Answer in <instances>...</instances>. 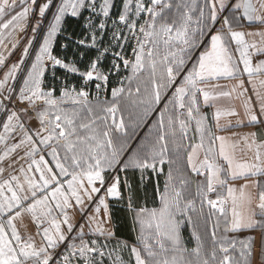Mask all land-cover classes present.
Listing matches in <instances>:
<instances>
[{
  "label": "snow or ice",
  "instance_id": "6c2138e0",
  "mask_svg": "<svg viewBox=\"0 0 264 264\" xmlns=\"http://www.w3.org/2000/svg\"><path fill=\"white\" fill-rule=\"evenodd\" d=\"M172 6L171 0H119V6L115 0H0V48L4 49L0 51V70L6 69L0 78V144L4 145L0 160L22 150L19 160L24 162L18 169L13 162L7 178L0 168V264H125V251L127 264H251L253 239H237L235 234L256 229L264 233V188L252 193L245 183L237 193L230 182L264 176V140L257 132L242 137L232 133L239 139L215 134L206 123L207 116L201 114L200 99L208 107L217 96L242 98L247 123L237 119L235 124L222 125V118L238 113L217 108L213 113L216 132L264 127V79H256L264 77V31L234 30L243 21L264 26V0H258V6L252 0H203L202 6L196 0L191 6L181 0L176 4L178 15L170 19L165 12ZM17 7L19 11H15ZM197 8L199 15L192 27L190 13ZM5 16L10 18L5 20ZM66 17L83 21L79 32L64 27ZM29 20L35 21L30 35L26 33ZM245 36H259L260 41L249 42ZM21 39H26L21 55L8 65L6 60ZM129 41H134L131 58L124 52ZM233 43L238 59L231 50ZM109 55L111 64L106 68L104 60ZM122 67L130 74L112 88L113 102L102 104L100 92ZM22 71L17 91L16 80ZM48 73L50 84L46 83ZM244 75L251 85L250 96L245 95L249 89L243 79L231 91L216 95L202 86ZM92 83L95 106L87 90ZM169 90H173L171 96H165ZM121 98L140 106L143 117L159 111L154 140L133 146L114 135L127 136L122 114L117 122ZM17 104L23 107L18 109ZM31 113L38 121L35 129L22 119H32ZM193 121L199 143L187 146V164L194 174L206 176V185H197L201 201L197 220L204 218L205 204L212 215L219 213L211 247L206 248L204 237L194 227L196 203L183 190L188 182L181 180L182 187L177 188L170 169L163 192L157 188L159 207L133 210L129 198L138 227L136 243L117 241L110 248L115 233L106 227L111 220L107 201L121 197L117 173L139 170L143 179L149 170L156 174L165 163L175 164L168 156L169 141L178 152L183 145L177 143V136L188 139ZM152 131L149 128V134ZM10 140L14 142L9 145ZM241 141L252 153L250 159L237 158ZM201 152L203 159L199 158ZM225 187L226 197L218 193L216 199L209 198V193ZM76 209L87 220V233L84 224L76 231L70 215ZM25 213L35 224L39 243L34 235H22L17 228L15 221ZM221 224L224 233L234 234L231 239L227 235L217 238ZM185 225L192 228L196 242L191 249L182 242ZM260 247L264 249V244Z\"/></svg>",
  "mask_w": 264,
  "mask_h": 264
},
{
  "label": "crops",
  "instance_id": "0c3cea01",
  "mask_svg": "<svg viewBox=\"0 0 264 264\" xmlns=\"http://www.w3.org/2000/svg\"><path fill=\"white\" fill-rule=\"evenodd\" d=\"M233 3L238 2V0H232ZM254 4H257L258 6V0H252ZM19 11V7L15 9V11ZM14 14V12L12 13ZM228 15H231V13H227ZM10 18L9 16H5L4 19ZM220 25L217 24V28H219ZM234 30L237 31H242L245 33L248 32H258V31H264V26H261L256 23L249 24L247 21H243V23L239 26H236ZM245 39L249 42H252L255 40L257 43L260 41V37H249L245 36ZM10 47V45H9ZM236 45L233 43L231 45V50L234 54V56L238 59V53L235 52ZM0 51H4V49L0 48ZM5 55L7 56V52L5 51ZM9 59L6 60V63L9 65ZM255 62V60H254ZM241 68H243V65H240ZM6 70V69H4ZM2 71V70H1ZM240 79H243L245 81V88H248L249 91L245 94L246 96L251 95V85L247 83L248 77L246 75L244 76H239L237 79H219L218 81H210L207 85H202L203 87L206 88L211 94L216 95L217 93L221 91H231L233 86L236 85ZM257 81L260 79H264V77H257ZM257 87H259V84L257 83ZM70 106V105H68ZM200 107L202 110L205 112L207 115V120H208V125L212 127L213 131L217 135H224L226 137H229L230 139H239V137L244 136L245 134H248L250 132H257L259 135L260 140H264V127L260 126H241V127H234L230 128L226 131H220L216 132L215 129V121L213 119V113L214 111L219 108L221 110H235L238 113V116H230L227 118H222L220 123L226 124L228 121H231L233 124H235L237 119L243 120L244 123L246 124V119L244 117L243 113V108H242V98H237L236 95L234 94L232 97H223V96H217V98L213 101H209V106L205 107L203 99L201 97L200 99ZM32 119H28L27 117H23L26 125L29 128L35 129L38 127V121L35 118V113L31 114ZM3 118V117H2ZM0 118V119H2ZM2 130V128H0ZM238 133L239 137H233L232 133ZM14 141H8V144L10 145ZM193 143H199V141L193 142ZM218 143L217 142V148H218ZM4 145L0 144V154L3 153ZM190 149L188 148L187 153ZM187 153L185 155V167H186V172L189 175V177L192 180L193 187V195H196V190H197V185L200 183H204L206 185V176L205 175H197L194 174L191 170V168L187 164ZM23 155L22 150H19L17 152H14L10 154L9 156L5 157V159L0 160V168L4 169L3 176L4 178H7L9 173L13 172V167H10V165H13V162H16L14 167L18 169L20 164H23L24 162L19 160V157ZM236 156L239 159H250L252 156L251 152H247V150L244 147L243 142L241 141L239 148L236 151ZM199 158L203 159V152L199 154ZM26 167V164H25ZM161 167L158 165V168ZM163 171L162 172H157L156 174H153L151 170H149L147 173H145L144 178H141V173L139 170H134V169H128L126 172H118L117 174L120 177V192H121V197L120 198H110L107 202L109 204V212L111 216V220L109 224L106 225V227L110 228V230L114 231L115 236L111 239L109 242V247H113L116 245L117 241H126L129 243V245L136 243V237L138 233V227L134 225V211H130L129 209V198H131V205L132 209H139L140 207H147V208H153V207H159L160 201L157 197V188H159L160 192H163V188L165 187V182H166V175H167V163H165L163 166ZM167 169V170H166ZM125 181L127 182V185H131V189H129ZM257 182H259V187H257ZM145 183H150L152 186V190L150 194H143L141 193L143 188V185ZM249 184V188L247 191L252 192V193H258V191L261 188H264V176H255V177H250L248 180H237V181H231L230 186H233L237 189V193L239 191V187L242 184ZM135 184V185H134ZM190 189V190H191ZM137 193L140 194V198H138ZM221 193L223 196H227V187L224 189L217 188V192L209 193V198L211 199H216L217 194ZM207 210H209L210 213V206L206 204L205 207H207ZM200 209H197L199 211ZM118 211H122L125 214V219L127 221L128 227H129V237L126 238L122 236L121 233V220L118 219L117 213ZM204 213L203 215L206 216L205 209L203 210ZM215 211V210H212ZM206 213V214H205ZM103 213H101L102 215ZM198 215V213H196ZM211 214V213H210ZM70 215L72 216L73 222L76 225V231H79V225L84 224L85 228L84 231L87 233L89 231L87 227V220L83 219L81 220L80 217V212L78 209L76 210H70ZM212 215V214H211ZM215 218L219 216V213H216L213 215ZM18 230L21 232L22 235H27L31 234L35 236L36 233V227L35 224L32 222L30 215L28 214H22L20 218H18L15 221ZM134 228L136 230H134ZM64 229L66 231V226H64ZM190 228L189 226L185 225L182 228V242L183 244L191 249L195 246H192V237L190 234ZM230 235H234L233 233H228ZM237 239H246L248 237H251L254 241L253 243V255L251 258V264H264V249H262L260 246L264 244V233L261 232L260 229H256L254 231H243L241 233L235 234ZM92 237L90 236H85V239H91ZM35 239L37 243L40 241L39 236H35ZM103 242V241H101ZM61 248H64V246H61ZM218 250V248H217ZM238 254V253H237ZM124 257V262L127 264L128 261V253L125 251L123 253ZM218 258H219V251H218Z\"/></svg>",
  "mask_w": 264,
  "mask_h": 264
},
{
  "label": "rangeland",
  "instance_id": "374dc122",
  "mask_svg": "<svg viewBox=\"0 0 264 264\" xmlns=\"http://www.w3.org/2000/svg\"><path fill=\"white\" fill-rule=\"evenodd\" d=\"M40 2H43V0H40ZM117 6H119V0H115ZM181 0H171L172 3V8L171 9H166L165 14L171 19L173 16L178 15L177 14V9H176V4L180 3ZM183 3H186L188 5L191 6L192 4V0H183ZM197 5L202 6L203 5V0H196ZM17 11V10H16ZM115 13V10H114ZM85 15H87V13H85ZM190 15L192 16V27H195V21L196 18L199 15V11L198 8L195 11H192L190 13ZM51 18V14L49 13L48 16L45 18V26L47 25V23L49 22ZM67 18H71V17H66ZM65 19V21H66ZM76 19V18H73ZM77 20V19H76ZM34 20H29L28 22H26V33L28 35L31 34V25L32 23H34ZM143 22V21H141ZM65 24V22H64ZM81 24H83V21L81 20ZM18 36L20 37H24L25 33H18ZM37 39L39 40L40 37H37ZM62 42V41H61ZM26 43V39H21V43L18 47V49L10 56L8 57L9 59V65H11L12 63L16 62L22 52V48L23 45ZM134 44V41H129L128 46L124 49L125 55L129 58L132 57V52H131V48L132 45ZM55 47V45H54ZM56 51H60V49L57 47ZM27 63H30V59L27 61ZM27 63L24 67H27ZM111 64V56L109 55V57L104 60V66L107 68L108 66H110ZM191 65H189L190 67ZM3 71L4 69L1 71L0 70V78L3 77ZM130 73L126 70L123 69V67L121 68V71L119 73V75L113 74L110 77L108 86L106 90H102L99 94V100L102 104H111V102H113V97H112V88L119 86V80L122 77H126L127 75H129ZM24 72L22 71L21 73L18 74L17 80H16V88L17 91L19 89V86L22 84V78H23ZM79 85L78 81H74ZM11 83V82H10ZM46 83H51V74L48 73V79L46 81ZM127 80H125V85H127ZM133 91L135 90V84H133ZM110 88L109 91V95L107 94L108 90ZM90 92V97L89 99L91 100L92 104L95 106L97 101L95 99L96 97V89H95V84L92 83L88 86L87 89ZM173 90H169L165 96H171V92ZM59 93L57 92V95ZM164 103H166V99L162 101V103L158 106H156L158 109H162ZM16 107L22 108L23 105H19L17 104ZM119 107L121 109V113L117 114V122H119L120 120V116L121 114L123 115L124 121H125V125H126V132H127V136H125L123 133H116L114 132V135L117 136L121 141L123 140H127V143L133 146H140L142 143L144 142H150L152 140L155 139V128H154V124L155 122L158 120L159 118V111H154L151 115H149L148 117H143L142 116V108L138 105H133L131 103L130 100L121 98L120 102H119ZM200 111L201 114L206 115L205 112L202 110V108L200 107ZM32 114V113H31ZM82 116H86L87 113L86 112H82L81 113ZM207 116V115H206ZM0 118H2V114H0ZM109 123H111V119H109L108 121ZM137 122L139 123V126L134 127L133 125L137 124ZM206 123L208 124V120L206 121ZM149 128H152L153 131L151 134H149ZM199 141V136L198 134L195 133V122H191L190 127H189V132H188V139H183L181 140L180 136H177V143L182 144L183 147L180 148V150L177 152L175 150H173V145L171 143V141H169V153L168 156L171 159L175 160V164L169 165L167 163V175H166V180L168 178V173L171 169L172 172V183L177 187V188H181L182 185L180 183L181 180H186L188 183L183 186V190H184V195L188 198H192L195 200L196 203V208L200 209L201 207V201L200 198L197 197V195H193V189H191L193 186L192 180L189 177V175L186 172V167H185V155L187 153L188 150V145L190 143ZM166 169V170H167ZM191 189V190H190ZM164 190V188H163ZM206 204L203 207V210L205 209L206 212V216H204L203 219H199L197 220V214L194 213L193 214V221H194V227L196 228V230L201 234L202 237H204L205 241H206V248H210L211 247V234L213 231V227L216 225L217 223V218H215L213 215H211L209 213V210H207L208 206L205 207ZM200 211V210H199ZM199 211H197V213H199ZM204 213V211H203ZM218 217V216H217ZM83 221V219H81ZM190 228V227H189ZM190 234L192 231V228H190ZM217 238L220 239L223 236L227 235V237L229 239H231L233 236L230 234H226L223 231V226L221 224V226L219 227V229L217 230ZM78 242V241H77ZM192 246L196 245V242L192 239ZM218 251H219V246H217ZM60 251H63V248L59 249ZM106 264H108V262L106 261Z\"/></svg>",
  "mask_w": 264,
  "mask_h": 264
},
{
  "label": "trees",
  "instance_id": "16d2710c",
  "mask_svg": "<svg viewBox=\"0 0 264 264\" xmlns=\"http://www.w3.org/2000/svg\"><path fill=\"white\" fill-rule=\"evenodd\" d=\"M80 26H82L81 20L78 21V20L73 19V18H67L66 21H65V24H64V27L67 30H69V31L76 30L77 32H79ZM109 91H110V88H109V90L107 92L108 95H109ZM143 188L144 189H142L141 193H143L144 195L145 194L147 195V194L151 193L152 186H151L150 183H145L143 185ZM137 195H138V198H140V194L137 193ZM117 217H118L119 220H121L120 229H121L122 236L128 238L129 237V227H128L127 221L125 219V214L122 211H118Z\"/></svg>",
  "mask_w": 264,
  "mask_h": 264
},
{
  "label": "water",
  "instance_id": "95a60500",
  "mask_svg": "<svg viewBox=\"0 0 264 264\" xmlns=\"http://www.w3.org/2000/svg\"><path fill=\"white\" fill-rule=\"evenodd\" d=\"M249 23V22H248Z\"/></svg>",
  "mask_w": 264,
  "mask_h": 264
}]
</instances>
